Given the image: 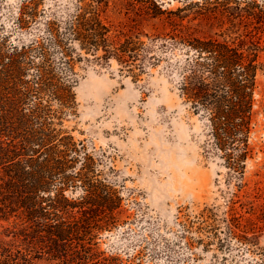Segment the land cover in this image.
Returning a JSON list of instances; mask_svg holds the SVG:
<instances>
[{"label":"rangeland","instance_id":"374dc122","mask_svg":"<svg viewBox=\"0 0 264 264\" xmlns=\"http://www.w3.org/2000/svg\"><path fill=\"white\" fill-rule=\"evenodd\" d=\"M78 1L0 0V41L40 43L62 74V51L50 40L48 22L73 19ZM104 1L101 17L117 42L135 35L146 41L172 34L215 37L248 51L259 45L264 66V22L246 11L255 2L264 9V0ZM22 6L35 14L25 28L16 23ZM72 46L76 107L65 127L121 197L115 219L94 228L88 264H264V69L254 152L239 190L229 167L205 155V122L179 97L177 77L165 69L170 52L157 47L164 59L136 79L117 59L99 61ZM20 231L15 217L0 219V247L27 253L28 264H85L78 262L87 253L78 241L54 250L47 239L31 240Z\"/></svg>","mask_w":264,"mask_h":264},{"label":"trees","instance_id":"16d2710c","mask_svg":"<svg viewBox=\"0 0 264 264\" xmlns=\"http://www.w3.org/2000/svg\"><path fill=\"white\" fill-rule=\"evenodd\" d=\"M102 2L79 0L73 19L48 22L50 40L62 51V74L40 43H12L8 37L0 41V219L15 217L23 236L47 239L54 250L78 241L87 252L78 262L85 264L92 261L94 228L115 219L121 197L99 177L83 141L77 142L65 127L76 107L72 43L99 61L117 59L136 79L164 59L156 54L157 47L170 52L165 69L177 77L178 95L205 122L204 153L229 167L239 190L254 152L258 74L264 69L259 45L248 51L215 37L176 34L150 41L135 35L117 42L101 17ZM246 11L264 22L258 3ZM34 16L22 6L17 26L27 27ZM236 196L234 191L233 203ZM29 262L27 253L16 255L10 247H0V264Z\"/></svg>","mask_w":264,"mask_h":264}]
</instances>
